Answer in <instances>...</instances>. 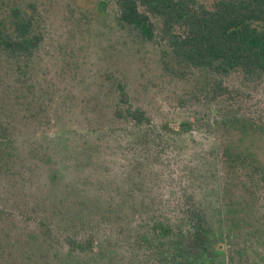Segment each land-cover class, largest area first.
I'll list each match as a JSON object with an SVG mask.
<instances>
[{
    "label": "trees",
    "instance_id": "1",
    "mask_svg": "<svg viewBox=\"0 0 264 264\" xmlns=\"http://www.w3.org/2000/svg\"><path fill=\"white\" fill-rule=\"evenodd\" d=\"M88 2L92 8L78 0H0V183L9 178L16 188V166L29 153L50 167L52 184L80 199L67 218L41 216L42 201L29 209L42 217L50 241L44 257L56 264H259V256L264 262V0ZM100 24L107 32L99 34ZM141 64L154 72L142 85L147 104L131 94L132 67ZM102 65L103 88H95ZM156 99L186 111L195 120L189 129L214 134L224 183L237 185L239 205L258 203L261 228L254 233L239 223L231 231L225 204L227 252L213 244L214 217L191 195L170 206L138 175L125 179L119 199L107 196L116 192L109 182L93 201L90 182L73 183L71 165L64 167L76 161L83 174L88 167L110 171L119 150H170V124L160 120ZM245 179L247 187L237 182ZM55 245L67 246L66 255ZM6 248L0 246L1 257Z\"/></svg>",
    "mask_w": 264,
    "mask_h": 264
},
{
    "label": "rangeland",
    "instance_id": "2",
    "mask_svg": "<svg viewBox=\"0 0 264 264\" xmlns=\"http://www.w3.org/2000/svg\"><path fill=\"white\" fill-rule=\"evenodd\" d=\"M78 1L83 7H93L88 0ZM100 25L97 29L99 30V34L107 32L104 24ZM94 26L96 27V24ZM101 41L102 47L110 51V48H112L110 40L104 39ZM100 68L105 67L102 65L96 70L93 84L95 88H103V84L99 83L101 79L97 75ZM131 72L132 79L135 80L131 88L132 97L137 103L142 102L143 104H147V99L144 100V96L147 94H142L144 90L142 89V85L152 79L154 72L142 64L132 67ZM168 97L170 96L168 95ZM169 102L171 103V101ZM155 103L161 109L160 120L162 119L164 122L170 124L169 128L171 131L169 136H172L170 142H174L170 150L157 152V150L151 149L145 153L141 151L119 150V152L114 154L115 158L114 162L110 164V167L112 166L110 171H106L104 167L98 170L96 166L97 168H86L88 172L83 174V169L77 165L76 161H70L64 167L68 164L71 165L74 173V177H71L73 183L84 184L90 182L92 188V192L90 193L92 197L90 199L93 201H99V198L105 193V188L106 191L108 190L107 184L109 182L112 186L114 185L113 188L116 192L111 191L109 193L107 191V196L119 199L118 188L123 185L122 183L125 179L130 182L132 177L138 175L143 177L142 180L158 191L161 198L167 201V204L170 206H172L173 201L184 199L186 194L191 195L192 203L204 206L203 208L210 216L214 217L211 221L214 235L216 236L213 244L218 246L220 250L227 252L229 250V245L225 241L227 222L222 214L225 204L229 222L231 221L232 224L231 231L240 228L242 232L249 230L250 233H254L261 228L258 211L256 210V208H259L257 206L258 203L255 204L249 199L248 201H244V204L239 205L236 196L237 185L233 181H230V179L227 181L228 183H224V171L218 160L217 149L219 140L212 132L206 130L197 131L195 128L191 130L189 127L187 131L182 132L181 127L183 125H192L195 120L190 118L186 111H172L162 101H158V99H156ZM52 136V131L44 135L46 140ZM111 139H114V137ZM135 140L136 138H132L129 142ZM110 157L113 158V156ZM107 158L111 160L109 157ZM21 159L22 164L16 166L15 169L14 176H16L17 181L19 180L16 188L12 186L13 184H10L9 178L3 179V183H0V246L3 249L7 246L6 253L3 254V257L0 256V264H56L57 260H50L48 257H44V253L42 252L44 242L46 244L48 242L50 245V241L47 237H44V232L39 224V219L42 217L37 216L33 210L29 211V209L33 207L35 202L42 201L47 206H42V213L39 212L41 216L52 220L51 217H55L59 213L66 214L67 218V216L77 211L79 205L76 203L80 199L71 193H66L64 187L59 184H52V181L48 178L50 175H47V169H50V167L46 166V163L38 162L30 157L29 153H23ZM95 162L100 165V161ZM137 168L140 174L135 171ZM70 171L69 169L68 172L70 173ZM237 182L243 186L247 183V181L245 183L242 181ZM21 186L24 189L20 191ZM224 186H226L225 199L221 195ZM23 191L25 193H21ZM58 194L62 195L58 196ZM66 199H68V202H63ZM22 203L26 207H22ZM112 203H116V201ZM164 210L170 218L174 216V213L168 208ZM26 214H29L31 218H25ZM242 218H245L246 223H242ZM56 220L57 218L54 221ZM238 223L240 227L237 225ZM62 242L65 244L64 239ZM55 246L58 247L57 245ZM61 246L64 249L62 247L58 248L62 249V253L65 256V248L68 250V247ZM254 250H257V248ZM263 253L261 251V254ZM88 255L91 256L90 253ZM77 257H80L83 261L87 258V256L81 253ZM72 260V262L79 261L78 258H73ZM261 260H263L262 257ZM261 260L259 256L256 262L264 264Z\"/></svg>",
    "mask_w": 264,
    "mask_h": 264
},
{
    "label": "water",
    "instance_id": "3",
    "mask_svg": "<svg viewBox=\"0 0 264 264\" xmlns=\"http://www.w3.org/2000/svg\"><path fill=\"white\" fill-rule=\"evenodd\" d=\"M187 130H188V126H184L183 131H187Z\"/></svg>",
    "mask_w": 264,
    "mask_h": 264
}]
</instances>
